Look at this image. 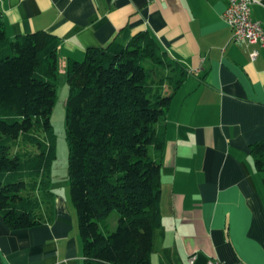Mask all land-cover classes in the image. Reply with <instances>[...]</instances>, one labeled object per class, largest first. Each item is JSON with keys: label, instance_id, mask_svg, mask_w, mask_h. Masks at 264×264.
<instances>
[{"label": "crops", "instance_id": "0c3cea01", "mask_svg": "<svg viewBox=\"0 0 264 264\" xmlns=\"http://www.w3.org/2000/svg\"><path fill=\"white\" fill-rule=\"evenodd\" d=\"M226 0H0L8 36L44 30L57 58L125 44L148 32L184 75L164 112L159 153L161 223L151 264H264V47L231 40ZM264 29V0L251 5ZM258 49L255 58L250 57ZM162 91L168 92L166 83ZM76 211L54 192L50 221L10 229L0 215V264H83ZM192 262H190V259Z\"/></svg>", "mask_w": 264, "mask_h": 264}, {"label": "trees", "instance_id": "16d2710c", "mask_svg": "<svg viewBox=\"0 0 264 264\" xmlns=\"http://www.w3.org/2000/svg\"><path fill=\"white\" fill-rule=\"evenodd\" d=\"M58 42L44 30L8 36L0 19V215L12 230L52 218ZM175 64L146 31L65 63L69 197L83 264H151L162 216L161 168L150 149L164 145V112L184 75ZM250 150L264 169V140Z\"/></svg>", "mask_w": 264, "mask_h": 264}, {"label": "rangeland", "instance_id": "374dc122", "mask_svg": "<svg viewBox=\"0 0 264 264\" xmlns=\"http://www.w3.org/2000/svg\"><path fill=\"white\" fill-rule=\"evenodd\" d=\"M83 59V58H82ZM58 84L56 87V97L52 107L49 119L52 130L56 138V156L51 166L48 168V178L51 190L56 193L67 194L69 196L68 179V146L65 132V114L68 86L65 81L63 67L58 62ZM118 215L112 212L105 223L109 224V229H114L117 223Z\"/></svg>", "mask_w": 264, "mask_h": 264}, {"label": "built area", "instance_id": "2783aa9c", "mask_svg": "<svg viewBox=\"0 0 264 264\" xmlns=\"http://www.w3.org/2000/svg\"><path fill=\"white\" fill-rule=\"evenodd\" d=\"M226 2L222 18L231 28V40L264 47V29L251 17L250 11L251 5L258 0H226ZM249 55L252 59L255 58L258 55V49L253 48ZM234 264L246 263L237 261Z\"/></svg>", "mask_w": 264, "mask_h": 264}]
</instances>
